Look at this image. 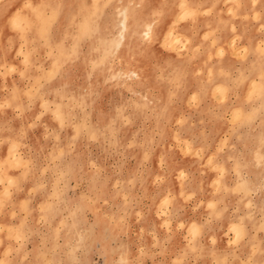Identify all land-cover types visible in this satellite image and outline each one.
Returning a JSON list of instances; mask_svg holds the SVG:
<instances>
[{"label":"rangeland","instance_id":"374dc122","mask_svg":"<svg viewBox=\"0 0 264 264\" xmlns=\"http://www.w3.org/2000/svg\"><path fill=\"white\" fill-rule=\"evenodd\" d=\"M0 264H264V0H0Z\"/></svg>","mask_w":264,"mask_h":264},{"label":"bare ground","instance_id":"6f19581e","mask_svg":"<svg viewBox=\"0 0 264 264\" xmlns=\"http://www.w3.org/2000/svg\"><path fill=\"white\" fill-rule=\"evenodd\" d=\"M118 15H119V18L116 20V23H115L116 35H113L111 40H109L111 45L113 44L114 48H117L120 45L121 39H123L125 37V33L127 31V18H128V7H127V5H124L123 7H121ZM141 26L142 27L140 29V33H142L144 36L148 37L150 35V31H151V23L144 21L141 24Z\"/></svg>","mask_w":264,"mask_h":264}]
</instances>
